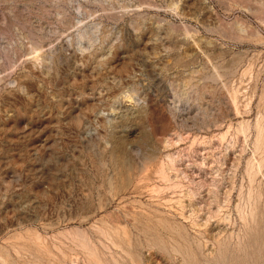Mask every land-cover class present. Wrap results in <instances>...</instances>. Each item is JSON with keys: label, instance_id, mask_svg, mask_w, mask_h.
<instances>
[{"label": "rangeland", "instance_id": "rangeland-1", "mask_svg": "<svg viewBox=\"0 0 264 264\" xmlns=\"http://www.w3.org/2000/svg\"><path fill=\"white\" fill-rule=\"evenodd\" d=\"M0 264H264V0H0Z\"/></svg>", "mask_w": 264, "mask_h": 264}]
</instances>
